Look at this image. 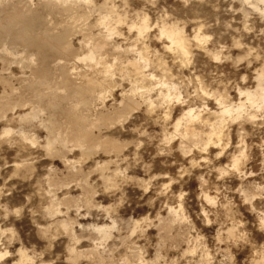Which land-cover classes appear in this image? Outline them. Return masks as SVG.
Wrapping results in <instances>:
<instances>
[{
    "label": "rangeland",
    "instance_id": "rangeland-1",
    "mask_svg": "<svg viewBox=\"0 0 264 264\" xmlns=\"http://www.w3.org/2000/svg\"><path fill=\"white\" fill-rule=\"evenodd\" d=\"M263 11L0 0V264H264Z\"/></svg>",
    "mask_w": 264,
    "mask_h": 264
},
{
    "label": "bare ground",
    "instance_id": "bare-ground-1",
    "mask_svg": "<svg viewBox=\"0 0 264 264\" xmlns=\"http://www.w3.org/2000/svg\"><path fill=\"white\" fill-rule=\"evenodd\" d=\"M264 12V11H263ZM171 31V30H170ZM167 34H168V37L172 40V41H175L176 39V33H174V32H167ZM181 37V36H180ZM181 39V38H180ZM179 41V40H178ZM173 43V42H172ZM175 44H177V43H175ZM178 44H179V42H178ZM69 45V44H68ZM180 46V45H179ZM184 46V45H183ZM61 48H62V46H61ZM64 48V47H63ZM66 48V47H65ZM63 50V49H62ZM64 52V51H63ZM8 53V52H7ZM66 53V52H65ZM67 54V53H66ZM67 56V55H66ZM85 57H87V58H89V59H92L93 58V56H92V54H88V55H86ZM80 59V58H79ZM259 84V83H258ZM261 84V83H260ZM259 86H261V85H259ZM81 89V88H80ZM78 92H76V94H77ZM128 98V97H127ZM252 98V95H248V99H251ZM253 101V100H252ZM125 102V101H124ZM124 102L122 101V103L124 104ZM126 103V102H125ZM125 105V104H124ZM228 111V110H227ZM74 125V124H73ZM75 132V131H74ZM72 137V136H71ZM76 138V137H75ZM218 139V138H217ZM99 230L100 229H102V227L101 228H98ZM101 231V230H100Z\"/></svg>",
    "mask_w": 264,
    "mask_h": 264
}]
</instances>
